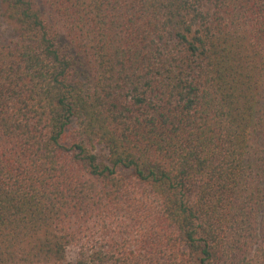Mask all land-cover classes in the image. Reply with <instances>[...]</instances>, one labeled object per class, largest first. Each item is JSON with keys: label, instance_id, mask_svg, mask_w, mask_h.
I'll return each instance as SVG.
<instances>
[{"label": "trees", "instance_id": "1", "mask_svg": "<svg viewBox=\"0 0 264 264\" xmlns=\"http://www.w3.org/2000/svg\"><path fill=\"white\" fill-rule=\"evenodd\" d=\"M0 264H264V0H0Z\"/></svg>", "mask_w": 264, "mask_h": 264}]
</instances>
